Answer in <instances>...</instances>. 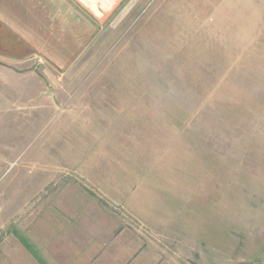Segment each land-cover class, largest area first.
I'll list each match as a JSON object with an SVG mask.
<instances>
[{
	"label": "rangeland",
	"instance_id": "1",
	"mask_svg": "<svg viewBox=\"0 0 264 264\" xmlns=\"http://www.w3.org/2000/svg\"><path fill=\"white\" fill-rule=\"evenodd\" d=\"M98 3L57 64L0 48V264H43L53 176L155 264H264V0Z\"/></svg>",
	"mask_w": 264,
	"mask_h": 264
},
{
	"label": "crops",
	"instance_id": "2",
	"mask_svg": "<svg viewBox=\"0 0 264 264\" xmlns=\"http://www.w3.org/2000/svg\"><path fill=\"white\" fill-rule=\"evenodd\" d=\"M72 1L93 15L95 7L99 4V0H0V48L8 54H16L18 58L30 50L37 51L57 64L60 58L57 54L63 53L64 50L57 49L61 43V30L72 28L71 18L75 15L73 19L76 21L83 22V19H86L80 16L83 11L74 6ZM104 11L103 7L101 12H96L102 14ZM87 22L88 19L79 27L84 36L87 35ZM90 25L92 36L93 24ZM64 36L69 37L70 34L66 33ZM69 51L70 49L66 48L65 52ZM76 51L77 49L74 52ZM0 53L8 56L2 51ZM53 177L51 180L54 183L49 185L48 189L44 186L39 190L40 196L53 190L51 194L54 197L50 200L52 206L46 207L44 204L39 210L41 214H49L50 217L38 220L36 234L29 229L27 231V238L38 248L43 264L158 262L156 256L151 259L144 254L146 249L143 248L140 237L131 238L129 235L132 234L128 230L119 227L117 222L108 221V208L103 205L99 196L94 191L81 190L77 188V183H73L79 178ZM71 190L77 191L73 199L66 195ZM23 246L29 247L25 244ZM26 249L29 255V248Z\"/></svg>",
	"mask_w": 264,
	"mask_h": 264
},
{
	"label": "trees",
	"instance_id": "3",
	"mask_svg": "<svg viewBox=\"0 0 264 264\" xmlns=\"http://www.w3.org/2000/svg\"><path fill=\"white\" fill-rule=\"evenodd\" d=\"M29 247L34 251V249L32 248V246L31 245H29Z\"/></svg>",
	"mask_w": 264,
	"mask_h": 264
}]
</instances>
